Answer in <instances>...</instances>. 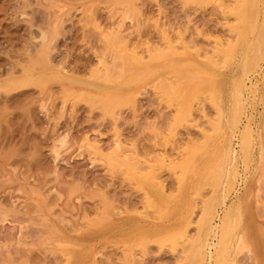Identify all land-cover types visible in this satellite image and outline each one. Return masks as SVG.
<instances>
[{"label":"rangeland","instance_id":"1","mask_svg":"<svg viewBox=\"0 0 264 264\" xmlns=\"http://www.w3.org/2000/svg\"><path fill=\"white\" fill-rule=\"evenodd\" d=\"M245 1L0 0V264H193L171 237L205 236V204L219 203L205 177L228 131L214 102L230 112L264 23L255 0L259 26L244 31ZM263 72L245 78L258 85L242 115L255 159L238 168L246 203L229 264H264Z\"/></svg>","mask_w":264,"mask_h":264},{"label":"bare ground","instance_id":"2","mask_svg":"<svg viewBox=\"0 0 264 264\" xmlns=\"http://www.w3.org/2000/svg\"><path fill=\"white\" fill-rule=\"evenodd\" d=\"M255 0H246L243 5L241 7H239L237 9V16L239 17V23L238 24H242L243 25V29L244 31L247 30H252L254 31L255 28H257L259 25H257L256 23H254V16H253V7H254V2ZM263 1L264 0H260ZM261 3V2H260ZM261 7V6H260ZM261 13V12H260ZM264 14V13H263ZM235 15V14H234ZM262 15V13H261ZM258 17V15H257ZM261 17V16H260ZM259 19V17H258ZM262 20V18H261ZM257 21V20H256ZM260 21V20H259ZM258 21V22H259ZM257 22V23H258ZM261 24V22H260ZM257 25V27H256ZM236 27V26H235ZM234 27V28H235ZM239 27V25H238ZM237 28V27H236ZM259 28V33L256 35L255 34V43H251L249 45V51L248 53L242 57L243 62L240 64V66H242V73L241 75L238 77H234V81H233V87H232V93H231V107H230V112H226L227 110L224 109L221 100L219 98V96L216 97L215 99V105L218 109V116H219V121H218V126L224 124L223 122L225 121V128L228 130L226 131L225 128H223L224 131H226V134L224 135V142H222L221 146H220V152L221 154L218 153V155H220V157L218 158V161L215 160V162H211V167L207 170L209 171V174L206 175L205 177L207 178V182L211 184V186L213 187L214 192L217 193L218 195V202L219 203H206L205 207L203 209L202 215L199 219V228L202 230H206V235L202 236V231L201 234L199 233V237H197L196 239L193 240H189L188 237V230L186 228H179L178 229H174L175 231H178V237H171V241L174 242V244L176 243V240L178 238H183V239H187V242H189V248L187 251V259L189 260V262H192L193 264H205V260H206V255L208 256L207 258L209 259L208 264H229L230 263V259H229V251L231 249V244L234 241H237L239 244H241L242 242L240 240H242V237L239 236V234L237 233V227L239 225V223L241 222L240 219L241 215L243 214V210H244V203L245 202V194L243 193V195H241V193L239 192V190L237 189L238 183L241 180H244V177H246L245 175H243L244 177H242V175L239 173V166L240 164L245 165L243 167H249V165L253 162V160L255 159V140L253 138V134L251 133L253 130H251L250 123L248 124L246 120V124L244 127H242V115H246V111H245V107H246V103H247V99H245L244 97V93L245 91H249L251 89L252 86L255 87V89H253L254 91H258V85H254L256 83H253V85L251 87L247 86L245 84V78L247 80V78L250 76V74L259 72L260 70L262 71L263 65H264V23L258 27ZM241 29V28H240ZM239 31V30H238ZM242 31V29H241ZM255 32V31H254ZM248 33V32H247ZM243 34V31H242ZM247 35V34H246ZM242 36V35H241ZM250 36V34H249ZM242 38V37H241ZM239 37V39H241ZM246 38V37H245ZM244 40V39H243ZM246 40V39H245ZM248 41V40H246ZM45 42V41H44ZM249 42H253V40L251 41V38L249 40ZM242 42V46H243ZM236 44V43H235ZM238 44V43H237ZM245 44V43H244ZM248 44V43H247ZM172 46V45H171ZM239 46V44H238ZM241 46V45H240ZM247 46V45H246ZM235 47V46H234ZM245 47V46H244ZM248 47V46H247ZM233 48V47H232ZM232 48L230 47V50L233 52L234 50H232ZM234 49V48H233ZM239 49V48H238ZM241 49V48H240ZM247 49V48H246ZM229 50V49H228ZM229 50V51H230ZM240 51V50H239ZM244 51V49H243ZM242 51V52H243ZM247 51V50H246ZM241 52V51H240ZM173 53V51H172ZM171 53V54H172ZM235 54V52L233 53ZM173 55V54H172ZM178 55V54H177ZM240 55H242L240 53ZM237 56V55H236ZM234 57V55H233ZM166 58V57H165ZM236 58H240L236 57ZM171 60V59H170ZM235 61V58L233 59ZM158 61V60H157ZM169 61V60H168ZM230 62V60H229ZM233 62V61H232ZM199 63V62H198ZM238 63V62H237ZM132 64L133 61H132ZM149 64V63H148ZM155 64H158L155 62ZM165 64V63H164ZM233 64V63H232ZM137 65V64H135ZM140 65V64H139ZM236 65V64H235ZM132 66V65H131ZM130 66V67H131ZM143 66H147V65H143ZM149 66V65H148ZM152 66V65H150ZM156 66V65H155ZM237 66V65H236ZM235 66V67H236ZM162 67V66H160ZM177 67V66H176ZM175 67V68H176ZM198 67V66H196ZM241 68V67H240ZM140 69V68H137ZM144 69V68H141ZM207 69V68H206ZM194 70V69H193ZM211 70V69H210ZM236 70V69H235ZM209 71V70H207ZM213 71H214V67H213ZM162 71H160L161 73ZM237 72V71H236ZM236 72H234L236 74ZM159 73V74H160ZM264 73V72H263ZM209 74V73H208ZM162 75V74H161ZM187 75V74H185ZM217 75V74H215ZM256 75V74H255ZM206 76V75H205ZM209 76V75H208ZM218 76V75H217ZM220 76V75H219ZM222 76V75H221ZM261 76V75H260ZM155 77V76H154ZM158 77V76H156ZM262 80H261V84L264 86V74L262 76ZM152 78V77H151ZM203 78V77H202ZM221 78V77H220ZM204 79V78H203ZM203 79H201L203 84ZM211 79V77L209 78ZM207 79V80H209ZM250 79V78H249ZM196 80V79H194ZM212 80V79H211ZM210 80V82H211ZM220 80V79H219ZM218 80V81H219ZM231 80V79H230ZM153 81V80H152ZM188 81V80H187ZM224 81V80H223ZM229 81V80H228ZM252 81V80H251ZM146 82V81H145ZM149 82V81H148ZM184 82V81H183ZM207 82V81H206ZM209 82V83H210ZM187 83V82H186ZM198 83V81H197ZM195 84V86H197L198 84ZM200 83V82H199ZM213 85L215 84V81H212ZM147 84V83H146ZM217 84V83H216ZM229 84V82H228ZM212 85V84H210ZM219 85V84H218ZM182 86V85H180ZM229 86V85H228ZM231 86V85H230ZM188 87V86H187ZM218 88V86H216ZM179 88V87H178ZM196 88V87H195ZM228 88V87H227ZM193 89V88H192ZM202 89V88H201ZM216 89V88H214ZM180 90V89H179ZM217 90V89H216ZM252 90V89H251ZM131 91V90H130ZM134 91V90H133ZM219 91V88H218ZM180 93V92H178ZM214 93V90L212 91L211 94ZM168 96H172V89H168L167 93ZM229 95V94H228ZM185 96V95H184ZM215 96V95H214ZM246 96V94H245ZM215 98V97H213ZM224 98V97H223ZM185 99V98H184ZM187 100V98H186ZM255 100V99H254ZM185 101V100H184ZM214 101V100H213ZM223 101V100H222ZM228 101V100H226ZM225 102V101H224ZM187 102H180V107L181 110L182 108H187L188 106L186 105ZM250 105V104H249ZM227 108V107H226ZM228 109V108H227ZM252 109V108H251ZM185 111V110H184ZM250 111V110H249ZM254 117V116H253ZM247 118V117H246ZM217 126V125H216ZM219 129V127H218ZM214 131H217L214 129ZM220 131V130H219ZM220 133V132H219ZM214 134V133H213ZM222 135V134H221ZM211 138L210 135L208 137V139ZM237 138L238 139V145H239V150H237L234 146H233V139ZM204 140L205 142L208 140ZM217 140V139H216ZM222 140V141H223ZM236 143V142H235ZM205 144V143H204ZM213 145V144H212ZM218 145V144H217ZM216 145V146H217ZM205 146V145H203ZM219 146V145H218ZM202 150V149H201ZM200 150V151H201ZM219 150V149H218ZM211 151V150H210ZM209 151V152H210ZM117 152V151H116ZM218 152V151H216ZM260 157L261 159H264V147L262 146L261 151H260ZM198 153V152H197ZM196 153V155H197ZM116 155V154H115ZM213 155V154H211ZM214 156V155H213ZM217 156V154H216ZM195 158V157H194ZM205 157H203L204 159ZM213 159V158H212ZM194 160V159H193ZM211 160H209L210 163ZM128 162V161H126ZM195 161H192V163ZM111 163V162H110ZM120 163V162H119ZM123 163V162H122ZM203 163V162H202ZM121 164V163H120ZM191 164V163H190ZM202 165V164H201ZM200 165V166H201ZM210 165V164H209ZM126 166V164H125ZM167 166V165H166ZM129 167V166H128ZM169 167V166H168ZM191 167V166H190ZM189 167V168H190ZM207 167V166H205ZM264 167V165H263ZM127 168V167H125ZM170 168V167H169ZM188 168V167H187ZM206 169V168H205ZM249 169V168H248ZM187 170V169H186ZM199 170V169H198ZM194 171V170H192ZM202 171V169H201ZM205 171V172H207ZM247 171V170H246ZM249 171V170H248ZM187 172V171H185ZM191 172V171H189ZM195 173V172H194ZM243 173V172H242ZM249 173V172H248ZM190 174V173H189ZM247 174V173H246ZM184 175H186L184 173ZM203 175V174H202ZM203 177V176H202ZM184 179V177H183ZM204 179V177H203ZM155 177L152 173H148L146 175L145 178V183H151L150 186H152V184L155 185ZM247 180V179H245ZM204 182V180H202ZM143 182V181H141ZM206 182V181H205ZM184 183V182H183ZM194 183V182H193ZM198 183V182H197ZM222 183H225V187L223 186L222 188ZM243 183V182H242ZM200 184V183H199ZM157 186H161L160 183H156ZM198 185V184H197ZM156 186V187H157ZM146 187V186H145ZM153 187V186H152ZM197 187V186H196ZM195 187V188H196ZM148 188V186H147ZM158 188V187H157ZM160 189V188H158ZM196 190V189H195ZM161 191V190H160ZM245 192H248L247 187L245 188ZM181 193V192H180ZM233 195V196H232ZM155 197V196H154ZM157 197V196H156ZM231 197V198H230ZM158 199V198H157ZM172 199H174V197H172ZM188 201V200H187ZM210 201V200H209ZM158 203V202H157ZM165 203V202H164ZM169 202H166V204ZM172 203V202H171ZM170 204V203H169ZM191 204V203H190ZM220 208V211L217 208ZM160 206V205H159ZM161 208V207H160ZM165 210V209H164ZM192 211V210H191ZM185 213V212H184ZM183 213V214H184ZM163 215V214H161ZM182 218V217H181ZM219 219V223H215V219ZM111 219V218H110ZM180 219V218H179ZM186 219V218H185ZM184 219V220H185ZM183 220V221H184ZM240 220V222H239ZM108 222V221H107ZM191 221H189L188 224H190ZM181 224V223H180ZM165 225V224H164ZM176 225V224H175ZM134 228V227H133ZM171 228V227H169ZM168 228V229H169ZM173 229V227H172ZM158 230V229H156ZM173 231V232H175ZM176 231V232H177ZM170 233V232H169ZM119 235V234H118ZM166 235V234H165ZM112 236V235H111ZM122 236V235H121ZM168 236V235H167ZM116 237V235H115ZM159 237V236H158ZM66 238V235H65ZM157 238V237H156ZM67 244V243H66ZM236 244V242H235ZM236 244V246H237ZM248 245V243H246ZM73 246V245H72ZM80 246V245H79ZM234 245L233 248L236 247ZM244 247V245H242ZM69 247V246H68ZM236 247V248H238ZM232 248V249H233ZM77 249V248H76ZM214 249V251H212ZM238 250V249H237ZM66 251V250H65ZM236 252V251H235ZM230 254V253H229ZM82 255V254H81ZM89 255V254H88ZM228 257V258H227ZM229 259V260H228ZM229 261V263H228ZM88 262V261H87ZM86 262V263H87ZM234 264V262L232 261L231 264Z\"/></svg>","mask_w":264,"mask_h":264}]
</instances>
